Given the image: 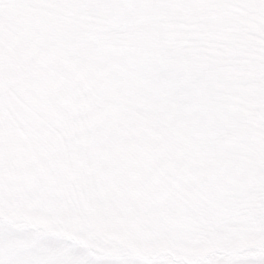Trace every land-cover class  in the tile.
<instances>
[{
    "label": "snow or ice",
    "instance_id": "1",
    "mask_svg": "<svg viewBox=\"0 0 264 264\" xmlns=\"http://www.w3.org/2000/svg\"><path fill=\"white\" fill-rule=\"evenodd\" d=\"M150 2L0 0V264H264V93L210 96L121 15Z\"/></svg>",
    "mask_w": 264,
    "mask_h": 264
},
{
    "label": "rangeland",
    "instance_id": "2",
    "mask_svg": "<svg viewBox=\"0 0 264 264\" xmlns=\"http://www.w3.org/2000/svg\"><path fill=\"white\" fill-rule=\"evenodd\" d=\"M121 15L135 25L146 43L182 61L210 96L252 109L257 95L264 93V0H151ZM14 214L73 235L82 243L104 231L47 209L34 215L29 208H17ZM106 236L126 243L113 232ZM170 246L161 241L155 248L166 251Z\"/></svg>",
    "mask_w": 264,
    "mask_h": 264
}]
</instances>
